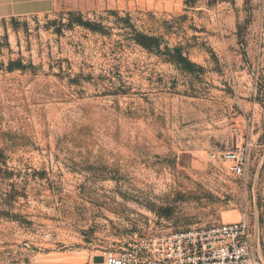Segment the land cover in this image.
Here are the masks:
<instances>
[{
  "label": "rangeland",
  "instance_id": "rangeland-1",
  "mask_svg": "<svg viewBox=\"0 0 264 264\" xmlns=\"http://www.w3.org/2000/svg\"><path fill=\"white\" fill-rule=\"evenodd\" d=\"M244 142L247 183L219 156ZM244 208L264 263V0L0 17V264L98 262Z\"/></svg>",
  "mask_w": 264,
  "mask_h": 264
},
{
  "label": "built area",
  "instance_id": "built-area-1",
  "mask_svg": "<svg viewBox=\"0 0 264 264\" xmlns=\"http://www.w3.org/2000/svg\"><path fill=\"white\" fill-rule=\"evenodd\" d=\"M252 143L226 145L219 156L230 174L247 183ZM216 157V153L212 154ZM89 264H263L252 237L247 209L238 221L133 239L104 250Z\"/></svg>",
  "mask_w": 264,
  "mask_h": 264
},
{
  "label": "crops",
  "instance_id": "crops-1",
  "mask_svg": "<svg viewBox=\"0 0 264 264\" xmlns=\"http://www.w3.org/2000/svg\"><path fill=\"white\" fill-rule=\"evenodd\" d=\"M49 1L50 0H0V17L35 13L41 7H47Z\"/></svg>",
  "mask_w": 264,
  "mask_h": 264
}]
</instances>
